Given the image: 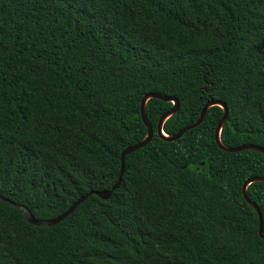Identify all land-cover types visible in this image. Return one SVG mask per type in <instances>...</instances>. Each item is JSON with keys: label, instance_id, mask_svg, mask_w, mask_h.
I'll return each mask as SVG.
<instances>
[{"label": "trees", "instance_id": "obj_1", "mask_svg": "<svg viewBox=\"0 0 264 264\" xmlns=\"http://www.w3.org/2000/svg\"><path fill=\"white\" fill-rule=\"evenodd\" d=\"M152 92L166 134L215 100L225 145L264 148V0H0V195L53 219L110 190ZM172 107L108 199L52 226L0 200V264H264V154L219 148V106L161 139Z\"/></svg>", "mask_w": 264, "mask_h": 264}, {"label": "water", "instance_id": "obj_2", "mask_svg": "<svg viewBox=\"0 0 264 264\" xmlns=\"http://www.w3.org/2000/svg\"><path fill=\"white\" fill-rule=\"evenodd\" d=\"M154 98L159 99V100H163L165 102L173 103V107L169 111L165 112L160 117V119L158 121L157 135L161 139H163L165 141H175L177 139H180L187 131L196 128L205 120L206 114L211 107L219 106L220 108L223 109V116H222L221 120L219 121L217 128L215 130V141H216L217 145L219 146V148L221 150H223L225 152H229V153H236V152H242V151H246V150H253V151H258V152H261L264 154V148L261 146H257L254 144H244V145L237 146V147H230V146L225 145L222 142L221 132H222L224 125L226 124V122L228 120V107H227L226 103H224L222 101L210 100L203 107L198 120L188 124L187 126L182 128L178 133H176L174 135L166 134L163 130L164 124L169 118H171L173 115H175L177 113V111L179 109V100L174 96H165V95H162V94H159L156 92H152V93H148L144 96V98L141 101V109H140L143 123L147 128V135L142 141H139L136 144L129 146L128 148H126L123 151L122 157H121L120 175H119L117 182L115 183V185L110 190L91 191L87 195L82 196L81 198L76 200L68 208V210H66L63 214H61L58 217L53 218V219H37L34 217V215L31 213V211L26 206L15 203V202H13V201L9 200L8 198H5L1 195H0V200L20 209L22 211L25 219L30 224L37 225V226H44V225L52 226V225H55V224L61 222L66 217H68L76 209V207L78 205H80L81 203H83L90 195H97L101 199H108L110 197V195L112 194V192L119 187V185L122 181V177L124 174V168H125L126 156L128 154L138 150L139 148L145 147L151 141V139L153 137L154 130H153L152 124L150 123V121L148 119L146 106H147V102L150 99H154ZM254 182H264V177H253V178H250L247 181H245L243 186H242V194H243L245 200L247 201V203L257 212L258 217H259V221H260L259 233H260V236L262 238H264V233H263L264 219H263L262 212H261L259 206L248 197V193H247L249 185L254 183Z\"/></svg>", "mask_w": 264, "mask_h": 264}]
</instances>
